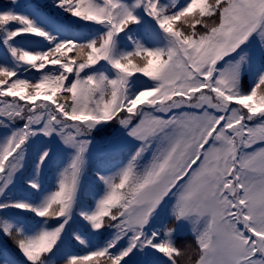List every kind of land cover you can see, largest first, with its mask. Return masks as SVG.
<instances>
[{
  "label": "snow or ice",
  "instance_id": "snow-or-ice-1",
  "mask_svg": "<svg viewBox=\"0 0 264 264\" xmlns=\"http://www.w3.org/2000/svg\"><path fill=\"white\" fill-rule=\"evenodd\" d=\"M0 236V264H264V0L0 7Z\"/></svg>",
  "mask_w": 264,
  "mask_h": 264
},
{
  "label": "trees",
  "instance_id": "trees-1",
  "mask_svg": "<svg viewBox=\"0 0 264 264\" xmlns=\"http://www.w3.org/2000/svg\"><path fill=\"white\" fill-rule=\"evenodd\" d=\"M9 2H10V0H0V7L7 6L9 4ZM21 2H23V3H30V2L47 3V2H50V0H21ZM84 31L86 32L87 29H84ZM245 87H247V81L245 82ZM97 148H99V149L95 150V156L96 157L103 156L104 152H105L103 145L98 144ZM126 155H127V149L124 150L122 155L117 156L115 159H112L109 162V167H112L116 164H119L120 160L123 159L124 157H126ZM66 159H67V157L65 155H63V154L60 155V157L57 159L55 164L50 168V170L48 172V175L46 178L47 182L50 183L53 181L57 169L65 163ZM95 170H96V161L94 159L93 162L91 163L89 169L87 170V173L82 178V182L84 184L86 193H91V192L97 191L98 186H97V182L95 179ZM85 199L87 200V199H89V197L86 195ZM192 242H193V237L191 235L190 230L189 229L182 230L181 239L178 241V243L181 245H188V244H191ZM5 243L8 245L10 250L12 248H14V245L12 244V241L10 239H7L3 236H0V247H3L5 245ZM61 264H62V262H61Z\"/></svg>",
  "mask_w": 264,
  "mask_h": 264
},
{
  "label": "rangeland",
  "instance_id": "rangeland-1",
  "mask_svg": "<svg viewBox=\"0 0 264 264\" xmlns=\"http://www.w3.org/2000/svg\"><path fill=\"white\" fill-rule=\"evenodd\" d=\"M96 149H99V148H96Z\"/></svg>",
  "mask_w": 264,
  "mask_h": 264
}]
</instances>
